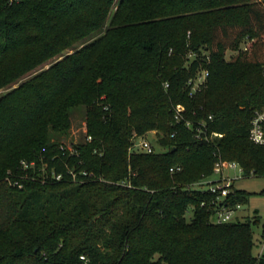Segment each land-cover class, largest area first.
Segmentation results:
<instances>
[{"label": "trees", "instance_id": "16d2710c", "mask_svg": "<svg viewBox=\"0 0 264 264\" xmlns=\"http://www.w3.org/2000/svg\"><path fill=\"white\" fill-rule=\"evenodd\" d=\"M0 92V264H264L259 216L214 223L187 189L219 156L264 176V0H0Z\"/></svg>", "mask_w": 264, "mask_h": 264}, {"label": "built area", "instance_id": "2783aa9c", "mask_svg": "<svg viewBox=\"0 0 264 264\" xmlns=\"http://www.w3.org/2000/svg\"><path fill=\"white\" fill-rule=\"evenodd\" d=\"M207 73L202 72L196 76L195 79H191L188 82V85L191 87V91L194 92L198 90L201 85L205 82ZM168 85H165V88H167ZM183 108L181 106L177 107V114L179 116V113L183 112ZM210 120L212 119V116L208 117ZM250 130H249V139L252 143L258 146H264V108L258 111L254 112V115L250 122ZM187 128L192 129V126L190 123H187ZM206 131L202 128H198V130L195 133V137L198 140H205L209 141V139H212L214 136H217V134L212 133L209 136L206 135ZM92 138L90 136H87V141H91ZM75 144V143H74ZM134 146L135 148H139L140 152L151 154L155 152V149L153 145L148 142L147 140L141 138L134 140ZM70 151H74L71 146H69ZM35 161H26L23 160L20 163L21 169L23 171H27L28 169L35 166ZM236 162H230V161H223L218 160L215 162L213 167L212 175L209 177H204L200 182L193 186L187 187V189H191L194 186H201L206 187L204 190L205 192H208L211 195V199L209 203L203 202L202 206L209 205L210 208L213 211V222L217 224H223V223H229L237 220H241L239 217V211L243 207L240 204H237L235 206L229 205L227 199L228 197L234 193V182L236 179H231L228 176L225 175V172L227 170H239L242 174L243 169L240 167ZM181 170V167H173L170 169V172L176 173ZM86 173H84L85 175ZM52 177L60 180L61 175L52 174ZM214 177H219L218 180H216ZM16 184V183H15ZM18 184V183H17ZM263 229H264V223H263ZM263 249V248H262ZM259 257L262 256V251L258 253ZM84 259V257H82Z\"/></svg>", "mask_w": 264, "mask_h": 264}, {"label": "rangeland", "instance_id": "374dc122", "mask_svg": "<svg viewBox=\"0 0 264 264\" xmlns=\"http://www.w3.org/2000/svg\"><path fill=\"white\" fill-rule=\"evenodd\" d=\"M243 46H248L247 44ZM231 55V52H228L227 57ZM47 68V67H45ZM4 92H0V96ZM102 97L101 99H103ZM86 133V124H85V116H84V109L79 108L75 112H73L72 118V127L67 140H64L65 143L70 146L72 143L80 142L81 138ZM143 139L150 142L156 152H163L164 149L157 144V139L154 132H150L146 134ZM137 153L140 152L139 148H135ZM219 160H224L222 157L219 156ZM240 168V166L238 167ZM28 173H23L21 175L22 181L33 182L36 178H32L28 176ZM225 175L231 179H236L234 182V189L245 191L250 193L248 202L243 205L241 210L239 211V217L241 220H245L247 217H254L259 216L261 224L259 226L254 227L255 235L258 241L260 242L259 246L256 248V252L259 253L262 251V255L264 256V176H255L250 175L246 176L244 173L242 174L239 170H227ZM216 180L219 177H214ZM18 186V188H22L23 185H18L17 183L14 184ZM206 187L201 186H194V190H204ZM263 248V249H262Z\"/></svg>", "mask_w": 264, "mask_h": 264}]
</instances>
